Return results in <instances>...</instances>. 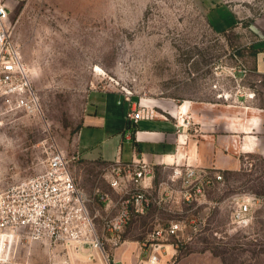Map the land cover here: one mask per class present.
I'll return each mask as SVG.
<instances>
[{"label":"rangeland","instance_id":"obj_1","mask_svg":"<svg viewBox=\"0 0 264 264\" xmlns=\"http://www.w3.org/2000/svg\"><path fill=\"white\" fill-rule=\"evenodd\" d=\"M0 1L10 10L6 25L14 27L43 108L29 116L0 102V189L41 172L59 148L87 193L93 196L100 190L117 199L105 177L106 167L80 159L76 151L101 139H89L85 127L79 130L89 90L116 89L169 108V103L212 100L216 94L210 87L217 83L214 90L228 89L231 98L236 91L232 69L239 63L250 69L256 51L264 48V0ZM219 3L229 5L234 14L220 9L217 28L237 21L227 31L209 21V10ZM243 81L251 85L256 77L248 73ZM230 112L247 123L257 120L250 132L255 136L241 141L239 170L223 172V179L195 206L167 203L181 214L154 205L125 233L142 242L157 220L204 216V227L192 232L167 264H264V112L262 117L246 109ZM245 128L250 130L248 124ZM165 177L163 173L160 180ZM245 193L263 200L252 225L235 229L232 211ZM94 207L106 212L101 204ZM38 247L33 258L47 262L51 251ZM18 253L25 255V249Z\"/></svg>","mask_w":264,"mask_h":264},{"label":"built area","instance_id":"obj_2","mask_svg":"<svg viewBox=\"0 0 264 264\" xmlns=\"http://www.w3.org/2000/svg\"><path fill=\"white\" fill-rule=\"evenodd\" d=\"M9 14L7 5L0 1V102L37 116L42 113V98L33 84L22 46L14 38V27L6 25ZM232 70L237 94L255 96L259 84H263L264 93V72L254 86L250 85L253 91L246 93L240 83L249 69L239 63ZM212 86L218 88L217 83ZM228 94V89L222 88L217 96L227 98ZM125 97L131 96L125 93ZM158 113L155 105L139 101L126 116L137 123L153 119ZM163 169L166 177L156 184L152 164L139 159L116 162L108 169V183L118 198L100 190L91 196L77 182L67 154L54 149L41 172L0 189V264H116L113 250L125 242L124 235L134 219L147 214L154 205L181 214L167 203L195 206L209 187L223 179L220 171L189 164L165 165ZM262 200L255 194H243L232 211V226L249 228ZM95 204L103 205L106 212L95 208ZM113 207L116 210L111 213ZM204 225V216L192 221L184 217L157 220L141 242L142 260L158 264L163 256L176 255L191 233ZM37 247L51 251L47 262L33 258ZM22 248L25 255L20 256Z\"/></svg>","mask_w":264,"mask_h":264},{"label":"crops","instance_id":"obj_3","mask_svg":"<svg viewBox=\"0 0 264 264\" xmlns=\"http://www.w3.org/2000/svg\"><path fill=\"white\" fill-rule=\"evenodd\" d=\"M220 9L231 10L226 3H219L209 10V20L216 29L218 28L215 20L223 14L218 13ZM236 24L237 21L230 27L218 30L227 31ZM263 72L264 48L256 51L249 69L248 73L256 77L251 86L261 78ZM240 85L245 86L246 93L253 91L245 81ZM257 87L258 92L255 96L244 98L234 89L231 98H224L218 97L217 93L220 90L216 91L212 86L210 89L216 94L212 100L169 103V108L162 104H153L159 111L157 116L153 120L141 119L137 123L131 122L126 113L131 106L138 105L139 101L147 103L145 99H134L133 96L127 99L125 92L116 89L93 88L87 93L79 130L85 127L89 139L94 137L101 139H98L97 145L88 141L86 148L82 150L76 147L77 154L80 159L106 167V179L110 176L108 169L112 164L138 159L154 166L155 182L161 179L165 165L189 164L222 173L239 170L241 157H238L237 153L241 152V141L246 137L255 136L250 132L254 130L257 120L252 119L247 123L248 120L242 119L239 115L238 118L231 116L230 110H252L257 117H262L263 84ZM259 101L262 102L260 105ZM245 124H248L250 130H246ZM231 145L235 150H231ZM97 147L99 150L94 155V149ZM226 147L233 153L232 156L228 155ZM124 152L127 153V157L124 156ZM115 210L113 207L110 212L113 213ZM125 238V242L113 250L116 264H147L142 260L141 242L129 236ZM169 257L163 256L158 264H167Z\"/></svg>","mask_w":264,"mask_h":264},{"label":"trees","instance_id":"obj_4","mask_svg":"<svg viewBox=\"0 0 264 264\" xmlns=\"http://www.w3.org/2000/svg\"><path fill=\"white\" fill-rule=\"evenodd\" d=\"M209 21H210V20H209ZM210 24L213 26V24H212L211 22H210ZM225 172H227V171H225ZM228 172H229V171H228ZM133 221H134V220H133ZM133 221H132V222H133ZM132 222H131V224H132ZM131 224H130V225H131ZM130 225H129V226H130Z\"/></svg>","mask_w":264,"mask_h":264}]
</instances>
